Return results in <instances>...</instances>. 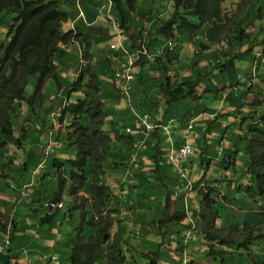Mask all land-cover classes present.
Segmentation results:
<instances>
[{"label": "trees", "instance_id": "obj_1", "mask_svg": "<svg viewBox=\"0 0 264 264\" xmlns=\"http://www.w3.org/2000/svg\"><path fill=\"white\" fill-rule=\"evenodd\" d=\"M111 1L113 3L112 14H116V17L122 21L125 16L122 0ZM254 1L243 0L245 10L238 8L241 14L238 17L236 9H224L223 13L225 0H168V5L163 10L164 15L154 25L155 29H151L152 38L146 44L148 53L154 56L151 67L146 66L147 58L141 56L136 59L132 68L127 69L125 64H119L120 55L116 53L107 54L106 58L110 61V68L99 67L98 63L92 62V56L88 52L89 34L81 35L80 32L71 30L70 27L63 31V24L69 20V14L63 10V7H66L65 0H0V149L7 147L10 143L9 138H12L15 133L12 121L19 119L20 110L23 108L24 114L27 115L25 120L34 115L33 120H36L37 124L29 135L27 129L22 126V135L16 139L14 147L21 146L22 142L29 137L35 145L33 152L28 156L29 161H33L36 156L47 157L43 155L46 148H43L46 146L44 141L46 137H42L43 134L49 129L54 131V128H63L62 134L65 135L67 145L65 149L68 153L65 152L62 157L58 158L55 149H52V155H48L47 158H51V169L59 175L58 183L61 193V195L55 194L50 203H62V208L56 211L62 212L65 221H70L74 214L80 217V223L75 230V239L65 243L70 252V256L66 257L69 264H124L126 256L122 253L121 244L125 242L124 238L128 234V228L120 227L118 228L120 235H112L113 224L120 220L127 223L132 222L137 213L132 212L125 217L120 215L122 210L119 204L124 201L121 195H119V203L114 204V207L108 206L107 198H110L111 185H118L119 180L116 179L124 178L128 172L135 181L146 182L148 177L153 176L163 182L162 175L157 171L160 170L157 168L160 162L164 160H161L164 154L163 139L159 135L152 134L151 144L137 152V158L141 159L142 155L150 158L156 169H143L142 172L135 173V169L141 171L142 167L136 165L137 167L131 168L121 159V157L124 159L129 157L127 154L133 151L135 144L133 136L127 135L126 139L124 138L127 129L126 121L132 118L135 110L140 114L148 115L149 120L157 125L169 126V120H175L173 126L175 122L184 126L186 117L192 120L197 117L188 111L182 115L174 114L172 107L179 110L185 101L184 106L187 107L193 100L202 104L203 99L210 94L215 100L223 103L222 98L218 99L217 93L226 89L227 86L229 87L227 97L240 99L245 93L252 94V82L246 84V81L249 77H253L254 80L257 78V75L253 76L254 71H259L258 59L264 56V12L256 10V13L252 14L249 6ZM259 1L264 6V0ZM12 13L14 17L10 19ZM240 18L242 19L239 22ZM119 27H122V22ZM5 30H8L7 38L12 34L8 43H4L1 38L6 35L3 34ZM77 37H81L85 65L80 66L79 73L75 77V75L71 76L65 67L70 57L66 49L74 43ZM189 44L194 48L192 54L186 53V46ZM157 51L159 52L156 54ZM246 56L252 59L253 63L255 62L257 68L249 67L242 75L236 64L246 61ZM110 69L113 70L110 72ZM238 75L243 78L238 80ZM32 77L36 78V83L33 92L29 94L27 87ZM129 82L132 86V90L130 87L131 92L124 89V83L129 84ZM199 87L202 88L201 94L197 93ZM239 89L243 91L241 95L233 92ZM41 90L49 91L53 95L52 99L49 100L47 95L41 93ZM73 93L77 95L71 98ZM127 93L131 96L130 104L125 97ZM62 95L66 98H61ZM252 95L253 99L249 101L251 109L248 118L240 124V129L247 136L242 156H239L240 153L236 150L235 144L227 140L225 149H222L214 165L217 169L222 166L220 170L224 174L229 169L236 173L240 168V177L244 180L239 178L240 174L236 179L235 176H230V179L225 176L224 184H230L238 193H243L249 200L258 204L260 199L258 197L264 194V87L262 91ZM256 99H259V102H256ZM63 101L67 103V106H61V103L64 104ZM227 104L228 102L225 103V108ZM118 112L120 114H117ZM125 112L128 113V117L123 115L126 114ZM205 112H212V110L205 108ZM53 114H58L57 119L53 120ZM114 114L118 116L117 119ZM255 114L259 117L255 118ZM218 115L217 113L215 121ZM203 116L206 115L197 119L202 121ZM25 123H30V120ZM198 123L199 121H196L195 130L200 132L201 140L194 142L195 137L198 136L196 133L190 142L193 145L198 144L197 149L203 152L206 149L204 143L206 142V145L207 142L210 143L212 140L209 138L216 137V134L212 132L213 122H209L201 130H199ZM56 134L59 133L56 132ZM227 138L218 137L219 142ZM62 140L61 137L60 141ZM121 141L127 146L125 153H122L121 147L118 146ZM9 161L11 163V160ZM187 161L180 165L182 166ZM220 161H222L221 164ZM27 162L26 160L21 165V169L25 174L35 173L27 167ZM206 164L201 163V166L205 165L209 170L212 164L209 165V162ZM45 165H42L43 168ZM167 165L172 167L168 163ZM12 172L16 175V172ZM214 172L210 171V175ZM5 173H0V178L8 182V176ZM204 176L207 177V175ZM182 178L185 179V175ZM68 182H70V187L67 195L70 204L66 206L63 191ZM223 182L224 180L210 177L206 183H199L201 188L197 190L199 191L197 198L202 197L199 198L202 200L201 204L206 205L211 212L202 213L205 207L200 206V211L189 219L186 212H177L174 208L170 218L161 220L164 225L172 222L179 228L182 226L183 231L188 226H195L202 222L199 235L206 240L209 250L206 257L211 264L217 259L224 260L227 254L225 247L220 250L215 249L217 244L227 238L219 239L215 232L216 228L219 229V226L215 225V220L220 219L219 201L222 199L226 202L227 199ZM26 184L20 180L15 186H26ZM244 186H246L245 189H243ZM144 187L150 189L151 186L144 183ZM83 191L90 192V198H84L82 202L76 203L75 197ZM153 191H155L154 187ZM14 195L16 194L12 193V196ZM166 195V200L169 202L170 196L168 193ZM19 199L16 195L15 201ZM149 202H152L151 198ZM45 204L43 202L42 208L46 207ZM146 204L149 203L144 202V207L147 208ZM115 207L116 210H114ZM54 212L46 213L40 219L42 224H50L55 219ZM111 212L118 215L112 223L107 221ZM9 214L7 216H9L8 222L10 220L11 226L7 232L5 229L8 235H3L2 245L0 244L6 254L9 253L6 249L13 237L15 225L18 219H22H16ZM261 214V223L258 220L252 221L257 226L264 224V209L261 210ZM254 216L252 215L253 218ZM139 230L142 231V229ZM107 233L112 235L111 244L108 240L104 241ZM193 237V235H188L187 243ZM261 237L264 238V234ZM6 238L9 239L8 243H5ZM250 240L251 238H245V241ZM244 242L236 243V245L239 246ZM177 243V248L173 252L181 251V254L187 258V263L189 260V264H194L197 259L193 251L181 250V247L187 244L185 237ZM235 250L238 256H242L237 248ZM247 259L252 264H264V258L261 259L259 256L248 255ZM155 263L156 260L153 259L149 264ZM6 264H8V259Z\"/></svg>", "mask_w": 264, "mask_h": 264}, {"label": "rangeland", "instance_id": "obj_2", "mask_svg": "<svg viewBox=\"0 0 264 264\" xmlns=\"http://www.w3.org/2000/svg\"><path fill=\"white\" fill-rule=\"evenodd\" d=\"M90 1V2H89ZM252 1V0H251ZM231 2H235L236 4L238 2H240V0H227V2L224 4V7L228 10H233L236 8V5H234ZM102 4H106V0H88L86 2L82 3V6L85 7L90 11L93 12L94 14H97L98 11L101 10V6ZM167 6V3L164 0H140V4L138 7V26H142L146 29L149 28H153L152 25V16L153 13L159 12L161 13L164 8ZM125 8L127 9V6H125ZM250 11L252 12V14L256 13V10H260L262 12H264V6L263 3L260 2L259 0H255L254 3L249 6ZM64 9L66 10L67 14H69V23H64L62 26L63 31L68 27H73L76 30V26H82L84 28H80V29H86V30H90V29H103L104 31H93V33H97V34H93L92 32H90L94 37L93 38V42H92V56H93V60L92 62L99 65V67L101 68H110L111 65L107 64L106 61V55L108 50H106V48L109 46V44H116L119 46V43H122V45L125 44V42H122V37L118 36V30L117 28H115V26L113 25L112 22L108 21L106 19V15H107V9L105 8L104 10L101 11V13H99L98 18L95 20V23L93 24L92 28H88L86 27V24L84 23V20L80 19V22H73L72 18L78 15V11L77 9L72 6H66L64 7ZM238 11V17L241 16V14H239V9H236L235 12ZM135 10L132 11V18L135 20L137 18V15L134 13ZM113 17H115V14H112ZM130 16V15H129ZM236 16V14L234 15V17ZM14 17V14L12 13L10 15V19ZM242 18H240L238 21L240 22ZM117 21L119 22V20L117 19ZM253 30V29H251ZM106 32H108V39L105 37ZM3 35L1 38L3 39L4 43H8L10 41V38L12 36V34L7 38V34H8V30H5L3 32ZM98 35V37L96 36ZM104 37V38H103ZM100 38V43H98V39ZM135 42H142V38L138 35L135 36L134 38ZM138 45V44H136ZM134 45V46H136ZM134 46L131 47L134 48ZM69 52V60L66 62V67L67 70L69 71V73L72 75H75V77L78 75L79 73V69L80 66H84L85 65V60H84V56L81 58L80 60V55H79V47L71 44L70 46L67 47L66 52ZM105 50V51H103ZM194 48L191 44L186 46V53L190 52L192 54ZM247 60L244 62H240L237 63V69L238 71H240L242 73V75H244L245 70H247L249 67L253 66L255 68H257L256 66L258 65V69L259 71H254V75L257 78L253 77H249L246 81V84L251 83V89H252V94H257L260 91H262V88L264 87V82H260L262 81V79L264 78V56L262 57V59H258V64L255 65V62H252V59H250L248 56H246ZM83 60L82 64L81 61ZM152 58H148V60L146 61V66L148 68L151 67L152 65ZM113 69H110V72ZM139 70V69H138ZM238 80L239 78H243L240 77L239 75L237 76ZM242 82V81H240ZM36 83V78L32 77L29 80V85L27 87L29 94H31L33 92L34 89V85ZM234 83V82H232ZM223 85V84H221ZM218 90H220V86H218ZM239 89V91L235 90L233 92H237L238 94H242L243 91ZM105 92H110L108 90H104ZM202 88L199 87L197 90V93L201 94ZM229 91V87L227 86L226 89H223L221 91H219L217 93L218 99H223V103L220 102V100H215L213 98V95L210 94L206 99H203V103L199 104L196 100H193L189 103L188 105V109L191 111L192 115L194 117H200L202 115H207L206 117H209V112H205V108L208 107V109L210 108L212 111L216 112V114L213 116V119H215L217 112L220 113L217 116L216 121H218L217 126L212 129V132H215L216 137H212L211 136V142L209 144V147L206 145V142L204 143L206 146V149L201 152L199 149H197V145H193L195 154L191 157L190 160H188L186 163H183L182 166L178 165V167L173 168V167H169L166 162L163 161L162 163V171H163V178L162 181H159L156 177L150 176L147 178L149 183H146L147 185H150V189H146L144 187V183H142V181L140 182L142 186H140V184H137V190L140 191L139 196L140 197H135L133 198L134 202L132 200H130L129 202L130 204V208H132V210L130 212L133 213H137L138 211L142 210V214L137 213L135 218H137L138 221H132L130 226H127V232H129L127 234V236L124 238V241L127 242L128 246L126 247L124 244L122 247L125 248L126 252L125 253H129L132 254L133 256L130 259H133V263H137V264H149L152 263V260H156L155 264H189V260L187 263V258L185 257L184 254H181L180 252H173L175 250V248H177V241H174L173 239H175V234L177 236H183V239L185 237V242L187 243L188 240V235H199V232H201V225H192L191 227L188 226L187 229V233L184 232V234H182V230L183 227L181 226L179 228L178 225L175 224H171V229H167L165 228L162 231L161 227L163 223V221H160L157 219V217L159 215H162L163 219H167L164 218L163 214L167 211V193L169 194V196H172L173 194H176V196L179 195V197H183L185 198V202L187 201V205L188 208L185 205H182L183 208L189 213V215H192V211L193 209L190 208L189 204H192V202L194 200L197 199V194L199 193L198 188L199 183L203 182L206 183L209 178H213V179H217V180H224L223 182V188L225 187V191L226 187L229 186V188H233L230 184H224L225 183V176H227V178L230 179V176H235V179L238 177V175L240 174V168L236 171V173H233V171L231 169H229V171L226 172V174H224L223 172H221V167H219V169H217L215 167L214 164H212L209 167V170L206 168V166H201V160H205V161H211L213 160L214 162H216L219 158V147H220V139H218L219 136L222 137H229V138H234L235 141L233 142V144H235L236 146V150L239 151V156H242V152L245 148L246 145V140H247V136L245 134H243L244 131H242L240 129V124L243 122L244 119L248 118L249 112H250V106H249V101L251 102V100L253 99V95L251 94H244L241 96V98H237V97H233L231 98L230 96L227 97V92ZM43 91L41 90V93ZM45 95L48 96V99L51 100L52 96L49 91H44L43 92ZM112 93V92H111ZM76 93H73L71 95V98H73L74 96H76ZM60 97V96H59ZM247 97V98H246ZM61 98L65 99L66 96L62 95ZM111 98L113 99V96H111ZM110 98V99H111ZM256 102H259V99L255 100ZM186 102V101H185ZM185 102L182 104V106H180L179 110H176L174 107L171 108L172 112L174 114L180 115V114H184L187 112V108L185 105ZM228 102V106L225 108V103ZM64 104L61 103V106H67V103L63 101ZM233 103L234 105L230 104ZM240 103V104H239ZM239 104V105H238ZM72 105V104H70ZM134 109V108H133ZM24 109L20 110L19 113V119H14L12 121L13 124V129H14V135L12 138H9L10 143H8V146L0 149V167H1V171L2 172H6V176H9L8 178V182L5 181L4 179L0 178V211L5 213L4 215L0 213V226H3L6 224V226L8 227V230L10 229L11 226V222L8 219L9 217L7 216L9 214V212L14 209L17 208V206L15 205L17 201L15 202V197L16 195L19 197V195L22 193V195H24L26 198L24 199V203L26 202L27 205H22L19 208V212L18 214H33V212L31 210H37V213L39 214L40 212H42V217L45 216L46 213H51L56 211L55 207L54 209H52L50 207V202H52L53 197L55 194H60V184L59 182V175L55 174V177L53 175V170L51 169L52 166L51 165V158H49L47 160L46 165L43 167H41L43 165V162L47 159L46 157H35V160L33 161H29L28 156H30V154L33 152L35 145L34 142L29 140V137H27L25 139V141L22 142L21 146L18 147H14V144L16 143V139L18 137H21L22 133H21V127L24 126L27 129V134L29 135L30 132L33 131V129H35V125L37 124L36 120H33V117H35L34 115L31 116L32 121L30 123H25L28 122V120L26 119V116L24 114ZM125 111V110H124ZM121 112V111H120ZM137 111L135 110L134 113H136ZM224 112V114H223ZM122 113V112H121ZM126 113V112H125ZM117 114H120L119 112ZM115 115V114H114ZM53 120L57 117V115L53 114L52 115ZM70 117V116H69ZM115 119H117L118 116L115 115ZM126 117H128V113H126ZM259 116L255 114V118H258ZM57 119V118H56ZM196 119V118H195ZM185 122H189L190 120H192L191 118H185L184 119ZM196 121L200 122V120L196 119ZM203 127L206 126V124H208L209 122H213L212 118L208 119V118H204L203 120ZM220 122H222V126L219 124ZM126 124H129L128 122ZM201 123H198V125H200ZM48 127V126H47ZM183 128L182 129V133L184 132L185 128L184 126H181ZM195 131V130H194ZM56 132H58L59 134L57 135ZM63 132V128L61 127L60 129H55L54 131L49 129V131L45 134H43L42 137H46L44 139L45 141V145L47 146H51L52 148H46L47 153L46 156L48 155H52L51 149H55V154L57 155L58 158L62 157L64 155V153L66 152V154L68 153L66 151V139H64L65 135ZM130 134H133L132 130L130 131ZM195 135L194 132H191L187 138L189 140H191L193 138V136ZM62 137V141H60V138ZM127 136H125L124 139H126ZM135 137V136H134ZM228 138V139H229ZM137 139V138H135ZM59 140V142H57ZM151 142L148 143V145H150ZM212 145V146H211ZM46 146H43L46 147ZM119 147H121V151L122 153H125L127 150V146L123 143V141H121L118 144ZM211 146V147H210ZM225 144L222 142L221 144V148H224ZM225 149V148H224ZM234 150V149H233ZM232 150V151H233ZM162 151L164 152V154H162V159H164L165 154L168 152V148H166L165 150L162 149ZM224 152V151H223ZM131 155L133 156L132 152L130 151L127 156H130L129 158H131ZM205 157L203 156H206ZM3 159V161H1ZM125 162L129 161L126 160L127 157L122 158ZM11 160V163H9ZM28 161V166L30 170H33V172L35 171V173L33 174H25V172L23 171V169H21V165L25 162ZM141 160L143 163L147 162L146 157L144 155H142ZM13 161L15 162V165H13ZM239 161V160H238ZM127 163H133V161H129ZM222 163V161H220V164ZM37 164H39V166L36 168ZM164 164H166L165 166H163ZM210 165V164H209ZM214 165V166H213ZM213 166V167H212ZM131 167V166H130ZM43 168V169H42ZM49 168V170H48ZM242 168V167H241ZM131 169V168H129ZM16 172V175L12 172ZM210 171L214 172V174L210 175ZM56 172V171H55ZM13 174V175H12ZM184 174L185 175V179H181V175ZM50 177H47L49 176ZM204 175H207V177H205ZM213 175V176H212ZM241 174L239 175V178L242 179V177H240ZM129 177V172L127 173V175L124 176V178ZM167 178V181H164V179ZM234 179V180H235ZM23 180L24 182H30L28 186H24V185H20L18 187L15 186L16 184H19V181ZM135 180V179H134ZM193 183H195V185H193ZM257 182L255 181V184ZM189 184V185H188ZM112 186V190L114 191V185ZM69 187H70V183H68L67 185H65V191H63V197H64V202L65 205L67 206L68 204H70V200L68 198L67 192L69 191ZM120 188L122 186H119ZM153 187L155 189V191H153ZM246 186H244L243 189H245ZM132 190H135L136 187H130ZM188 188V189H187ZM201 188V187H200ZM131 191V190H128ZM33 192V195H31ZM12 193H15L16 195L12 196ZM2 196H12L10 200H13L15 203L13 202H9V201H4ZM20 198V197H19ZM84 198H90V192H85L83 191L82 194L79 193L78 196L75 197V202L76 203H80L83 201ZM149 198H151L152 202H149ZM202 198V197H199ZM258 198H261L264 201V194L260 195ZM145 200L147 205V208L144 207V201ZM201 200V199H200ZM230 200V199H229ZM4 201V202H3ZM116 201V200H113ZM202 201V200H201ZM43 202L47 203L46 207L43 209L42 208V204ZM4 203V205H3ZM160 203V204H159ZM220 206L221 207H225V202L219 201ZM138 204H143V206L141 208H138L139 205ZM159 204V205H158ZM260 204V203H258ZM252 206H254L253 204H250ZM248 205H245V208ZM257 206V205H256ZM203 207L204 210L202 211V213H208L211 212L206 205H204ZM11 208V209H10ZM65 208V207H64ZM63 208V209H64ZM126 208V207H125ZM124 208L123 210V215L125 217L126 215V209ZM264 208V205L261 204V209ZM141 209V210H140ZM200 210V207H198V210ZM258 210V209H256ZM256 214H260V213H256ZM10 216H12L11 214H9ZM261 215V214H260ZM75 216V214H74ZM72 216L70 218V226L67 225L66 223H63V225H60L59 220L61 219L60 215H54V220L56 221L55 223H53L52 225H50V227H43V228H50V232H52L54 229H60L62 233H64V235L68 236L69 239L66 240L67 237H64L61 240V237H58L57 242L50 244L49 241L47 240H42V239H38L36 236H34L35 240L39 242V253H36L35 255H33V257H35V260L37 261L38 258H42L44 255H46V259H48L49 261H51L50 259L52 257H56L59 259V261L64 264L66 261V257H69L70 254L68 256L65 255V253H62L61 251H63V248H59L57 245L60 244L62 245V247H66L65 242L69 243L72 239H75L76 237V228L78 227L79 223H80V217L79 215H77L76 219L73 220ZM115 214L113 212H111L109 214V218H107V221H109L110 223L114 222L115 219ZM162 217L160 219H162ZM154 218H156L155 220H153ZM5 219V221H3ZM24 221L28 222L26 220V217L23 218ZM167 221V220H164ZM192 223V221H190ZM220 222V220H217V223ZM3 224V225H1ZM9 224V225H8ZM141 227L142 231L139 230ZM144 227V228H143ZM179 228V231H178ZM89 229V228H88ZM113 232L112 235L114 234H119L120 232L118 231V227L116 224H113ZM177 229V231H175ZM226 229V228H224ZM0 229V233H1ZM44 233H47L46 231H43ZM222 235H227L230 238V241L234 240V233L230 230H227V232L222 231L220 232ZM34 235L36 234L34 231H29L26 230L24 232V235ZM78 234V232H77ZM112 235L107 233L105 235V242L108 240L109 244L112 243ZM127 239V240H126ZM242 240V237H240L237 241ZM62 241V242H61ZM172 243V244H171ZM198 240L196 238V236H194L192 238V240H190L187 244H185V247H181V250H191L193 251L194 248L197 246ZM204 244H206V241L203 242ZM169 246H172V248H170ZM55 247V248H54ZM208 249L205 248V253H207ZM229 251L231 253H229L227 255V258H229V260H226L224 264H252L250 262V260L247 259L248 257V251H246L245 253L243 252L242 256H238L236 254V251L232 247H229ZM186 252V253H187ZM178 254V256L176 257V254ZM185 253V254H186ZM203 255V254H202ZM26 256V255H25ZM130 256V255H128ZM27 257V256H26ZM28 257L32 258V255H28ZM205 257V256H204ZM22 258V254H18L17 255V259L19 260ZM196 259V258H195ZM249 261V262H248ZM22 263L25 262V260L21 261ZM59 262V263H60ZM197 262V261H196ZM222 259H217V263L216 264H221ZM264 262V261H263ZM6 264V261L4 262ZM51 264H57L54 261L51 262ZM208 264H211V262H208ZM215 264V263H213Z\"/></svg>", "mask_w": 264, "mask_h": 264}, {"label": "crops", "instance_id": "obj_3", "mask_svg": "<svg viewBox=\"0 0 264 264\" xmlns=\"http://www.w3.org/2000/svg\"><path fill=\"white\" fill-rule=\"evenodd\" d=\"M85 15H86L87 22L95 23L96 14H94L93 12H90V11H85ZM72 21L74 23L80 22V19H78L77 16H75L72 18ZM76 27L84 28L82 26H76ZM100 30L104 31L103 29H95L94 31H100ZM81 32L87 33V30L83 29ZM90 32H93V30H91ZM93 34L95 35L97 33L95 32ZM96 36L98 37V35H96ZM105 37L108 39V32H106ZM97 42L98 43L101 42L100 38L98 39ZM260 82L261 83L264 82V78ZM123 115L126 116V114H123ZM203 117L206 118L205 116H203ZM208 119H210V118L208 117ZM129 121L133 122V119L126 121V123ZM200 123H201L200 127L202 129L203 128V122L200 121ZM129 124H131V123H129ZM129 124H127L126 126H128ZM217 124H218V121H215L213 124L214 128L217 126ZM219 124H222V122H220ZM175 125L178 128L172 132L171 137H172V140H173L175 146H178L182 143V140H184V136H183L182 129H181L183 127H179V124H177V122L175 123ZM184 128H185V126H184ZM195 128H196V126H195ZM196 133L198 136L195 137L194 142L201 140L199 138L200 132H195V134ZM194 136L192 139H194ZM136 137H140V136H136ZM140 139L141 140H140V144H139V149H142L144 147V144L146 143V140L142 139V137ZM209 139H211V137ZM227 140H229L231 144H233V142L235 141L234 138H229V139L227 138L224 140L223 143L225 144V142H227ZM209 144L210 143L207 142L208 147H209ZM162 147H164L163 150H165L167 147L169 149V146H167V144L165 142H163ZM39 157H41V156H39ZM203 157H205V159H206L207 155L203 156ZM33 160H35V159H33ZM47 160H48V158L43 163L46 164ZM146 160H147V162L143 163L141 159L137 158V161L134 164H131V163H128V164L131 166V168L137 167L138 165H140L142 167L141 171H137L135 169V171H136L135 173L142 172L143 169H145V170L153 169V168L156 169L155 164L151 161L150 158H146ZM13 163H14L13 165H15L14 161H13ZM162 163L163 162L161 161L159 164L160 167L159 166L157 167L160 170H157V171L163 177ZM201 163L207 165L206 164L207 161H205V160L204 161L202 160ZM165 165L166 164H164L163 166H165ZM38 166H36V168ZM202 166H204V165H202ZM55 174L56 173L53 170L54 177H55ZM9 176H8V178H9ZM129 176H130V174H129ZM47 177H50V175ZM130 177L117 178L116 180H119V183H118V185H114V188H113L114 191L111 189V193L109 194L110 198H107L108 206L114 207L113 206L114 204H117L120 202L119 201V199H120L119 195H121V197L124 199V201L119 204V206L122 210L120 215H123V210L125 207H126L125 209L127 210L126 215H129V213L132 214V212H130L132 210V208L129 207L131 204L129 201L132 200L134 202L133 198H135V197L141 198V195L139 196L140 191H138L137 188L135 190H132L130 187H135L137 184L141 185L140 182L143 180H139V181L136 180L137 181L136 182L134 180V177H131V178ZM167 180H168L167 178L164 179V181H167ZM26 183H27L26 184V186H27V185H29L30 182H26ZM68 183H70V182H68ZM119 186H122V187L120 188ZM233 188H229V186H228V188L226 187L227 191L224 190V192L227 194V199L225 202L226 205H225V207H220V219H217V220H220V222L217 223V221L215 220V225L219 226V229L216 228V230H215L218 238L223 240V237H227L224 239V241L222 243L217 244V247H215V249L218 248L219 250L223 249L222 247H225V250L227 252L225 259L222 260L221 264H224L226 260H229V258H227V255L230 253L228 250L229 249L228 247H230L231 245L234 246V250H235V248H237V250H239L238 253L243 254V252L245 253L246 251H248V255H253L255 257L259 256L261 259L264 258V238L261 237V235L264 234V224L257 226L256 223L252 222L254 220H258L261 223V220H260L261 215H262L261 210L264 209V208L261 209V204L264 205V201L260 198L259 199L260 204H256L254 201L249 200L243 193H241V192L238 193V191H236L235 188L234 189ZM128 190H131V191H128ZM31 195H33V193ZM23 196L24 195H22V193L19 195V197H20L19 201H17V202L15 201L16 202L15 205L17 206V208H14L9 212L14 218H16V219L22 218V219L21 220L18 219V222L15 225L13 237H11L9 247H8V249H6L7 252H9V253L6 254V252L3 251L1 249V246H0V264H5L4 262L7 259H8V264H10V263L11 264H51L52 261H54L57 264H62L61 262L60 263L58 262L59 259L56 257H52L50 259L51 261H49L48 259L45 258L46 255H44L42 258L39 257L37 261L35 260V257H33V255H35L36 253H39V242L34 241L35 240L34 236H36L38 239L47 240V241H49L50 244L56 243L58 237H61V240L64 237H67L66 238V240H67V239H69V237L64 235V233H62L60 229H54L52 232H50V228H43L44 226L50 227V225H52L53 223L56 222L55 220H53L52 221L53 223L51 222L50 224H46V225L42 224L43 222L40 221V219L43 218L42 217L43 210L39 214L37 213V210H35V209H34L35 210L34 212L31 210L33 212V214H30V213H27L25 215L24 214H18L20 206L27 205L26 202L24 203V199L26 197H23ZM2 197H3V200L8 199L9 202L15 203L13 200H10L12 196L11 197L2 196ZM113 200H116V201H113ZM125 200H127V201L125 202ZM142 201L145 202V200H142ZM168 201L169 202H167V204H168L167 211L163 214L164 218H170L173 214L174 208L177 212L184 211V212H186V214L188 213L182 206V205H185L188 208L187 201L185 202V199L183 197L180 198L179 195L176 196V194H173L172 196H170V199ZM201 202L202 201L199 198H197L195 201L192 202V204H189L190 205L189 207L193 209V211H192L193 213L191 216L188 213L187 218L192 219L194 214L198 213L200 211V210L197 211L198 207L204 206V204L203 203L201 204ZM250 204H253L254 206H252ZM3 205H4V203H3ZM138 205H139L138 208H141L143 206V204H138ZM245 205H248V206L245 208ZM256 209H258V210H256ZM114 210H116V207L114 208ZM0 213L3 215L5 214L1 211H0ZM54 213L56 215H58V214L60 215V217H61V219L59 220L60 225H63V223H66L67 225L70 226L72 221L71 222L69 220L65 221L64 220L65 216L62 214V212L56 211ZM137 213L142 214V210L138 211ZM242 213H243V215H242ZM256 213H260L261 215L256 214ZM252 215H255L254 218L252 217ZM117 216H115L116 219L118 218ZM24 217H26V220L28 222L23 220ZM76 217H77V214H75V216L73 217V220L76 219ZM161 217H162V215H159L157 217V219L161 221L163 219V217H162V219H160ZM155 219L156 218H154L153 220H155ZM3 221H5V219ZM132 221H138V220H137V218H135ZM189 222H190V220H189ZM115 224L120 229V227L127 228V226H130L131 222L127 223L125 221L120 220L119 222H115ZM171 224H172V222H167V224H165L163 226L162 231L165 228L171 229ZM198 225H201V227H202V222H199ZM3 226H0V229H2L1 233H0V244L1 245L3 242V238H4L3 235H5V234H6V236L8 235V233H6L8 227L6 226V224ZM224 228H226V229H224ZM5 229H6V232H5ZM26 230L34 231L36 234H34V235L28 234L25 236L24 232ZM42 230L46 231L47 233L42 232ZM227 230H230L234 233L235 241L234 240L230 241L231 237H229L227 235H222L220 233L222 231H224V233H225V231L227 232ZM87 231H89L88 228H87ZM175 231H177V229ZM178 231H179V228H178ZM186 231L187 230H184V231L182 230V234H184V232H186ZM127 233H129V232H127ZM240 237H242V240L237 241ZM174 238H175V239H173L174 241H178V240L182 241L183 236H177L175 234ZM196 238L198 240V243L192 252L193 255H195V258L197 259V262L195 261L194 264H208V260H207L208 258L206 256H207L209 250L207 251V253H205V248L208 249V247L206 244L203 243L206 240L201 235H198ZM245 238H251V240L245 241ZM6 240H9V239L6 238ZM51 242H53V243H51ZM243 242H244V244H240L239 246L236 245V243H243ZM229 243H230V245H229ZM124 244H127V242H123L121 244V247ZM248 245H249V248H248ZM57 246L59 248H63V251H61V252L65 253L66 256L70 253L66 247H62V245H60V244H58ZM125 246L127 247L128 244ZM169 247L172 248V246H169ZM226 248H228V249H226ZM1 250L3 252H1ZM125 252H126L125 248L122 247V253L125 254V256H126V260H125L124 264H137L135 262L133 263V259H130L133 255L129 254V253H125ZM18 254H22V258L19 260H16ZM29 254L32 255V258L28 257ZM128 255H130V256H128ZM22 260H25V262L22 263L21 262ZM65 261L66 262L64 264H69V262L66 259H65ZM216 263H217V261L215 262V264ZM246 264H248V263H246Z\"/></svg>", "mask_w": 264, "mask_h": 264}, {"label": "clouds", "instance_id": "obj_4", "mask_svg": "<svg viewBox=\"0 0 264 264\" xmlns=\"http://www.w3.org/2000/svg\"><path fill=\"white\" fill-rule=\"evenodd\" d=\"M86 1H88V0H65V2H66V6H69V5H72V6H74L76 9H77V11H78V15H77V18L78 19H82V20H84V23L86 24V27H88V28H92V26H93V24L94 23H91V22H87V20H86V15H85V11H89L86 7H85V5H84V7L82 6V3L83 2H86ZM155 1V0H154ZM166 3H167V5H168V0H164ZM90 2V1H89ZM227 2V0H225V2L223 3V8H222V11L224 10V9H226L225 7H224V4ZM231 3H233L234 5H236V8L235 9H238V8H240V9H244L245 10V6H243L244 4H243V0H240V2H238L237 4L235 3V2H231ZM112 1L111 0H106V4H102V6H101V10L100 11H98L97 12V14H96V19L98 18V15H99V13H101V11L102 10H104L105 8L107 9V15H106V19L108 20V21H110V22H112L113 23V25L115 26V28H117V30H118V33H117V35L118 36H121L122 37V42L124 41L125 42V44L124 45H122V43H119V46L118 45H116L115 43L114 44H109V46L106 48V50H108V52H107V54L109 55L110 53H116V54H119L120 55V59L121 60H119V64L120 63H123V64H125L126 65V67H127V69H129V68H132L131 66L136 62V59H138L139 57H141V56H143V57H146L147 58V60H148V58L150 59V58H153L154 56L151 54V53H148V51H147V48H146V44L151 40V38H152V34H151V29L152 30H154L155 29V27H154V25L155 24H157V21H158V19H162V16L164 15V11H162L161 13H159V12H156V13H153V16H152V25H153V28H149V29H146V28H144V27H142V26H138V13H137V11H138V7H139V4H140V0H122L121 1V4H122V9H123V12H124V14H125V16H124V18H123V20L122 21H120L117 17H116V14H115V17H113L112 16V9H111V6H112ZM125 6H127V9L125 8ZM64 8V7H63ZM63 10H65V9H63ZM133 10H135V14L137 15V18L134 20L133 18H132V11ZM234 10V9H233ZM243 10V11H244ZM66 11V10H65ZM223 13H224V11H223ZM130 15V16H129ZM95 19V20H96ZM117 19L119 20V22L117 21ZM69 21V20H68ZM122 22V27L120 28L119 26H120V23ZM67 23H69V22H67ZM70 29L71 30H73V31H77V32H80V34L82 35V34H89L88 36V39H89V41H90V47H89V54L92 56V53H91V51L93 50L92 49V42H93V38L94 37H92L93 35L90 33V31L91 30H93V29H90V30H87V33H84V32H81L82 30L79 28V27H76V30L73 28V27H70ZM69 29V30H70ZM94 31V30H93ZM93 33V32H92ZM136 35H138V36H140L141 38H142V42H135L134 41V38H135V36ZM90 37H91V39H90ZM81 38V37H80ZM80 38H76L75 39V41H74V43H72V44H74V45H76V46H78L79 47V55H80V60H81V58L84 56V52H83V47H82V43H81V39ZM136 44H138V45H136ZM132 45L134 46V45H136V46H134V48H132L131 49V47H132ZM70 46V45H69ZM112 46L114 47V48H112ZM170 47H171V43H170ZM103 51H105V50H103ZM159 51H157V52H155L156 54L158 53ZM108 55H106V57L108 56ZM252 56V55H251ZM91 59H93V56H92V58ZM123 60H125L127 63H125ZM106 61H107V64H109L110 65V61L106 58ZM82 62H83V60L81 61V64H82ZM114 63V62H113ZM82 66V65H81ZM130 87H131V90H132V86H131V84H130V82H129V84H126V83H124V89L125 90H128V91H130ZM131 92V91H130ZM125 97H126V99H127V102L130 104L131 103V96H130V93H127L126 95H125ZM188 104V103H187ZM189 105V104H188ZM188 105H187V107H188ZM186 107V108H187ZM206 108H208V107H206ZM24 109V108H23ZM22 109V110H23ZM210 109V108H209ZM25 111V110H24ZM23 111V112H24ZM187 111L188 112H191L188 108H187ZM209 113H213V114H210L209 115V118H212V120L215 122V120L213 119V116L216 114V112H214V111H212V112H209ZM218 113V112H217ZM185 114V113H184ZM218 114H220V113H218ZM55 115H57L58 116V114H55ZM180 115H182V114H180ZM25 116H26V118H27V115L25 114ZM207 116V115H206ZM205 116V117H206ZM132 118L131 119H133V122H131V121H129L128 123H131V124H129L128 126H127V129H126V136L127 135H131V136H133V138H134V141H135V144H134V146H133V151H132V154H133V156L131 155V158H129V157H127V159L126 160H129V161H133V163H131V164H134L136 161H137V152H138V150H139V144H140V138L142 137V139H145L146 140V143L144 144V147L142 148V149H144L145 147H147L148 146V143L149 142H151V135L152 134H157V135H159L162 139H163V142H165L166 144H167V146H169V149H168V152L165 154V156H164V162H166V164H167V161H166V157H167V154L169 153V151L171 150V149H178V148H180L181 146H183L184 144H189L192 148H193V146H192V143L190 142V140L187 138V136L191 133V132H197L195 129V124H196V119L198 118H196L195 120H190L188 123L187 122H185V124H184V126H185V130H184V132H183V136H184V140H182V143H181V145L180 146H175V144H174V142H173V140H172V137H171V135H172V132L173 131H175L178 127L175 125V126H173V123H174V121L175 120H169V126H165V127H169L170 128V134L168 135V137H165V136H163L162 134H161V125H157V124H155L152 120H149V116L148 115H146V114H140L138 111L136 112V113H134L133 114V116H131ZM201 117V116H200ZM206 118H208V117H206ZM29 120H30V122L32 121L31 120V118L29 117ZM176 123V122H175ZM200 123V122H199ZM147 125H150V127L152 128V129H150V130H148L147 128L149 127V126H147ZM221 125V124H220ZM171 126L173 127V128H171ZM138 127H140L141 129H139ZM179 127H181V125H179ZM21 130H22V128H21ZM132 130V132H133V134H130V131ZM195 130V131H194ZM199 130H201V127H200V125H199ZM203 131V130H202ZM135 136V137H134ZM136 136H140V137H136ZM135 138H137V139H135ZM232 138V137H231ZM222 142H224V141H222ZM222 142H220V147H219V152H218V154L220 155V153H221V151H222V149L223 148H221V144H222ZM163 145V144H162ZM52 148L51 146H48V144H47V146H46V148ZM46 148H45V152H44V154L43 155H46V153H47V151L48 150H46ZM164 148V147H163ZM162 148V149H163ZM168 148V147H167ZM141 150V149H140ZM51 151H52V149H51ZM193 151H194V148H193ZM195 154V152L193 153V155ZM193 155H191L187 160H190L191 159V157L193 156ZM48 157V156H47ZM46 157V158H47ZM163 157V156H162ZM49 159V158H48ZM186 160V161H187ZM128 162V161H127ZM209 162V164L211 165V164H214L215 162L213 161V160H211V161H208ZM43 165H44V163H43ZM41 167H43V166H41ZM173 168H176V167H173ZM34 174V173H33ZM181 179H183L182 177H180ZM137 182V181H136ZM142 183H145L144 181H142ZM189 185V184H188ZM28 186V185H27ZM140 186H142V185H140ZM136 187V186H135ZM137 188V187H136ZM33 193V192H32ZM23 197H25V196H23ZM185 199V198H184ZM45 205H47V203L45 204ZM50 207L52 208V209H54V207H55V209H61L62 208V203H51L50 204ZM188 214V213H187ZM8 241L9 240H6L5 241V243H8Z\"/></svg>", "mask_w": 264, "mask_h": 264}, {"label": "built area", "instance_id": "obj_5", "mask_svg": "<svg viewBox=\"0 0 264 264\" xmlns=\"http://www.w3.org/2000/svg\"><path fill=\"white\" fill-rule=\"evenodd\" d=\"M112 48H114L112 46ZM147 129H152L150 125ZM161 134L165 137H168L170 134V128L162 126L161 127ZM194 151L193 148L189 144H184L178 149H171L167 154L166 161L168 164L172 165V167H178L182 162L186 161L191 155H193ZM184 177V175H182Z\"/></svg>", "mask_w": 264, "mask_h": 264}, {"label": "bare ground", "instance_id": "obj_6", "mask_svg": "<svg viewBox=\"0 0 264 264\" xmlns=\"http://www.w3.org/2000/svg\"><path fill=\"white\" fill-rule=\"evenodd\" d=\"M188 189V188H187Z\"/></svg>", "mask_w": 264, "mask_h": 264}]
</instances>
